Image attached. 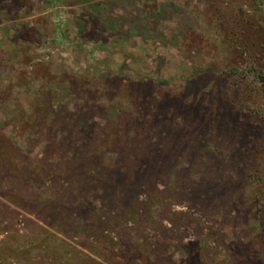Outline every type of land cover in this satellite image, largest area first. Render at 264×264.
I'll return each instance as SVG.
<instances>
[{
	"label": "rangeland",
	"instance_id": "rangeland-1",
	"mask_svg": "<svg viewBox=\"0 0 264 264\" xmlns=\"http://www.w3.org/2000/svg\"><path fill=\"white\" fill-rule=\"evenodd\" d=\"M0 3V264H243L255 239L241 208L261 152L237 144L252 128L264 141V95L250 67L264 74L261 31L245 34L251 51L239 54L230 41L192 38L208 0ZM101 42L135 55L142 43V60L113 67L150 82L91 74L115 60ZM228 68L247 74L230 77L233 93L223 94L242 119L220 133L181 110L195 93L180 92L178 76L208 70L200 82L218 89ZM229 181L240 188L224 191Z\"/></svg>",
	"mask_w": 264,
	"mask_h": 264
},
{
	"label": "trees",
	"instance_id": "trees-1",
	"mask_svg": "<svg viewBox=\"0 0 264 264\" xmlns=\"http://www.w3.org/2000/svg\"><path fill=\"white\" fill-rule=\"evenodd\" d=\"M28 1L30 0H20L21 3L23 2L28 3ZM43 1L45 2L48 0H43ZM208 1H210V3L208 4L207 9L202 13V15H198V16L196 15L195 17L199 24V30L196 33H191V34L194 40L195 38L197 39L195 40L196 42L198 41L206 42V40L210 39L213 41L212 43L215 42L214 45H217V47H219L221 43H223V40L224 41L227 40L226 42L230 41L229 46L232 49H235L237 53L239 54H243L244 52L251 51L250 46H248V44L245 45L246 47L241 46L242 44L241 42H243L245 34H247V32L249 33L255 29L257 34H258V31L259 32L261 31L260 32L261 35L264 36V32H263L264 30V21H263L264 0H208ZM53 13L55 14L54 10L53 12L50 13V17L52 16ZM233 15H237V22H233L232 17H231ZM40 18L42 19L44 17L39 16L37 19H40ZM29 31L30 33H32L31 29L28 30L27 32ZM30 38L32 40V36H30ZM117 42L119 45H122V41L118 40ZM17 43L22 44V41L18 40ZM252 44H255V42L252 41ZM30 45H32V43ZM97 45H98L97 46L98 50L109 51V53L114 55L115 60L113 61V63H110L108 62V59H107V61L104 62L105 64L102 65L101 69L99 68L100 64H96L95 66L97 67L91 66L92 67L90 68L91 74L92 72L94 74L96 71L105 69L104 71H106V74H107L106 77L107 78L109 77V79L105 81L106 83H108L110 79L114 81V83H115V80H117L118 83L122 85L123 83H125V81L128 82L130 80H136L139 83L140 82L141 83L150 82L149 79L145 78L144 75H140L136 77L135 75L129 76L128 72L120 73L114 68L115 66L117 67V65H121V63L123 62L129 64L130 59H134L136 57L142 60L143 59L142 54L144 53L146 49V47L142 43L136 44V48L138 49V51L136 50L137 55L129 53L128 51L122 49V46H119L116 49L112 47L109 50L108 46L104 45L103 42L97 43ZM191 45H195V44H191ZM196 45H195L196 47L199 46L198 44ZM261 45L262 43H260L259 47H261ZM202 48L203 47L201 46V49ZM0 52H1V49H0ZM36 59H37L36 64L39 66L41 64L42 66L43 64L41 63L42 60H40L39 58H36ZM127 60L129 61L127 62ZM11 62H13L12 66L14 69L18 68V65L14 61H11ZM251 64L252 65L250 67L253 69V72H254L253 76L256 77L260 81L261 91L264 95V74H261L259 72L260 69L257 70L256 66L253 63ZM133 69H135V67ZM201 72L203 74L191 72L193 74L189 73L187 77L180 76V75L178 76V81L182 79L181 81H179V83L184 85V87L179 91L182 93L186 92L188 94L191 92L195 93V99L194 101H192L191 107L189 108L187 106L186 107L182 106L181 110H183L184 113L188 112L189 110L191 114L197 113L196 114L197 116H195V118L201 122L202 127L208 128V125L213 123L214 129H217V131H219L220 133L222 132L227 133L228 128H229V131L231 130L228 124H231L230 126L234 127V125H237L241 122L242 117L240 116V113L237 108L235 110L230 108L231 105L228 101V98L226 96H223V94L224 93L229 94L230 90H232V93H233L234 86L229 85L228 83H231V81H233L235 84L236 81L230 80V77L232 79L239 78V77L244 79L247 77V74L239 72V70L236 68L234 69L228 68L227 70L220 71L218 72L219 76L229 81L224 80L225 85L222 86L223 89L221 86L217 89L216 87L217 85H215L216 82H214V79L211 82L213 86L215 85V88H210L208 84L209 82L208 83L200 82L202 80V77L209 75L211 73V72L209 73L208 70L207 71L201 70ZM166 80H169V82H172V81L175 82L174 77H167ZM219 84H222V83H219ZM205 88L208 89V91L205 90ZM238 91L241 92V89L237 88V92ZM172 99L175 100V98H172ZM181 104H183V102ZM207 113L210 114L209 117L206 116ZM261 119H263V122H264V117H262ZM204 128L202 131H204ZM251 131L253 132L251 133ZM261 131L262 133L264 132L263 126H261ZM246 132L247 133L250 132L251 134L249 133L250 135H248L247 137L244 136L245 138L244 140H246L245 145L242 144L240 146V144H237L239 145L238 149L239 151H243L245 153L244 155L249 154L250 151L254 153L261 152V157L257 161V163L259 162L258 165L260 164L261 168L257 169V166H256V171H255L256 173L255 175H253V181H250V184L251 183L254 184L253 186H254L255 193L252 195L251 198L244 199V202L245 201L248 202V205L245 207L244 210H242L241 208L242 219H244L245 222L248 223L247 224L248 227L251 228L249 233H247V235L249 236L248 239L250 238L253 240L255 239V245H251L252 250H249L248 257L245 256L246 258L243 264H264V141L259 142L260 140H257L258 141L257 142L256 140H254L255 136L253 135H255V133H261L259 130L252 128V130H248ZM207 133H205V135H208ZM187 137L188 138L190 137V132ZM233 138L235 137L233 136ZM238 138L242 140L243 136H238ZM175 139L177 140L175 136L171 137V140L175 141ZM181 140L183 139L181 138ZM203 183H204V188H206L207 183L206 182H203ZM229 183H230L229 184L230 186L222 187L224 188V191H227L228 189H230V191H232L233 189L235 190L237 188H240V185H241V184L235 185V182L233 181H229ZM230 191L229 193H231ZM129 195L130 193L126 194L125 197L127 198ZM241 200L242 199H240V201ZM244 202H242V205L244 204ZM141 203L145 204L146 202L142 201ZM213 203H216V202L213 201ZM77 208H75L74 210H78V211L83 210L82 208H78V209ZM170 213L172 214V216L169 219L173 221L172 223H175L173 219H175L174 216H176V213L175 212H170ZM238 213L239 212H237V216H238ZM185 214L182 213L183 216H185ZM244 243L245 241L238 242V245L243 246ZM247 245L249 246L250 243H248ZM248 246L246 248H248ZM231 253L234 255V252H231ZM232 254L229 253L230 258H232ZM215 262L218 264H230L231 263V261L229 263V262L224 261L222 258L216 259Z\"/></svg>",
	"mask_w": 264,
	"mask_h": 264
}]
</instances>
